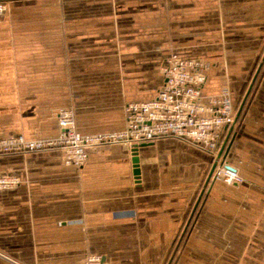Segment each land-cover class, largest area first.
Returning a JSON list of instances; mask_svg holds the SVG:
<instances>
[{
    "label": "crops",
    "instance_id": "crops-1",
    "mask_svg": "<svg viewBox=\"0 0 264 264\" xmlns=\"http://www.w3.org/2000/svg\"><path fill=\"white\" fill-rule=\"evenodd\" d=\"M3 1L0 136H55L64 108L82 133L123 129L172 50L210 62L203 100L227 86L239 105L264 55V0H65L52 17ZM87 154L82 167L58 149L0 155V175L20 180L0 190V264H167L211 155L161 137L139 147L136 177L124 146ZM223 159L243 181L210 180L170 264H264V61Z\"/></svg>",
    "mask_w": 264,
    "mask_h": 264
},
{
    "label": "built area",
    "instance_id": "built-area-1",
    "mask_svg": "<svg viewBox=\"0 0 264 264\" xmlns=\"http://www.w3.org/2000/svg\"><path fill=\"white\" fill-rule=\"evenodd\" d=\"M0 0V14L6 10ZM209 63L171 52L161 65L163 83L149 100L125 105V126L111 132L82 133L77 130L74 112L61 109L57 115L58 133L52 137L27 139L23 135L0 136V155L31 153L58 149L68 165L82 167L91 148L121 145L131 150L142 143L172 137L193 144L209 153L212 159L223 142V131L233 123L236 108L230 91L224 86L216 96L203 100L202 88ZM220 158L211 179L238 184L243 177L226 166ZM20 180L14 175H0V190L11 189ZM78 264H108L99 254H89Z\"/></svg>",
    "mask_w": 264,
    "mask_h": 264
},
{
    "label": "water",
    "instance_id": "water-1",
    "mask_svg": "<svg viewBox=\"0 0 264 264\" xmlns=\"http://www.w3.org/2000/svg\"><path fill=\"white\" fill-rule=\"evenodd\" d=\"M263 61H264V55H263V57H262V59H261V62H260V64H259L258 68L256 69V71H255V73H254V75H253L251 81H250V84H249V86H248V88H247V91H246V93L244 94V96H243V98H242L240 104H239L238 106L236 105V107H235V108H236V114H235V117H234V121H233V123H232L231 125L225 127V129L227 130V136L225 137L224 141L222 142V144H221V146H220V148H219V151H218L217 155L215 156L214 159H212L210 169H209V171H208V174H207V177H206V179H205V182H204V184H203V186H202V188H201V192H200V194H199V196H198V199H197L196 203L194 204V207H193V209H192V211H191L190 218H189V220L187 221L185 227L183 228V230H182V232H181V235H180V237H179V240H178L177 244L175 245L174 250H173V253L171 254V257L169 258L167 264H170V262H171V260H172V258H173V256H174V254H175V252H176V250H177V248H178V246H179V242H180V240L182 239V237H183V235H184V233H185V231H186V229H187V226H188V224H189V222H190V219L192 218V215H193V213H194V211H195V209H196V207H197V205H198V202H199V200H200V198H201V196H202L204 190H205L206 187L208 186V183H209L210 180H211V175H212L213 169L215 168V166H216V164H217V161H218L220 158H222V159L224 158V148H225L226 144L228 143L229 135H230V133H231V131H232V129H233V127H234V125H235V123H236V121H237L239 115H240V112H241V110H242V107H243V105H244V103H245V101H246V99H247L248 94H249L250 91H251V88H252V86H253V84H254V82H255V79H256V77H257V75H258V73H259V70H260V68H261V65H262ZM147 144H149V143H142V144H139V145H137V146H134V147L130 150V152H131V161H132V164H133V174H134L136 177H138V175H139V155H138V149H139V147L145 146V145H147ZM226 166L229 167V168H232V167H230V166H228V165H226Z\"/></svg>",
    "mask_w": 264,
    "mask_h": 264
},
{
    "label": "rangeland",
    "instance_id": "rangeland-1",
    "mask_svg": "<svg viewBox=\"0 0 264 264\" xmlns=\"http://www.w3.org/2000/svg\"><path fill=\"white\" fill-rule=\"evenodd\" d=\"M69 5L71 7V4L65 3V0H28V1L23 2L20 5V7L18 8V10L25 11V12H31L35 15L34 17H37L36 15H38L40 13H49L52 17L53 15H56L58 13L70 11L69 9H71V8L69 7V9H68ZM172 52H175V51L172 50ZM193 59H198V60L209 63L210 66H209V69L206 71V73L210 70L211 64L209 61L203 60L201 58H193ZM253 75H252V73L250 76L248 75V79H247L246 83L244 84L243 89L241 91V94H242L241 98L246 93L247 88L250 84V81H251ZM235 107H236V105H235Z\"/></svg>",
    "mask_w": 264,
    "mask_h": 264
}]
</instances>
